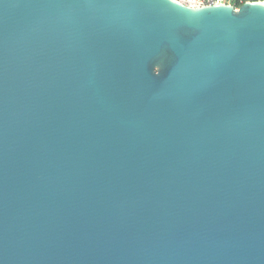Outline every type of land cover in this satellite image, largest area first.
<instances>
[{"label": "water", "instance_id": "obj_1", "mask_svg": "<svg viewBox=\"0 0 264 264\" xmlns=\"http://www.w3.org/2000/svg\"><path fill=\"white\" fill-rule=\"evenodd\" d=\"M0 264H264V4L0 0Z\"/></svg>", "mask_w": 264, "mask_h": 264}, {"label": "built area", "instance_id": "obj_2", "mask_svg": "<svg viewBox=\"0 0 264 264\" xmlns=\"http://www.w3.org/2000/svg\"><path fill=\"white\" fill-rule=\"evenodd\" d=\"M188 7H200L210 5L228 4L237 9L241 4L245 2H256L264 4V0H174Z\"/></svg>", "mask_w": 264, "mask_h": 264}]
</instances>
